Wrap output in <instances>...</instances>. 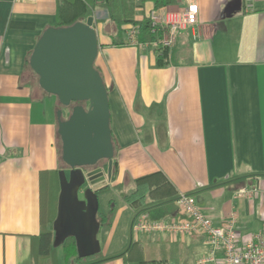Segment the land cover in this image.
I'll return each mask as SVG.
<instances>
[{
  "label": "crops",
  "instance_id": "crops-1",
  "mask_svg": "<svg viewBox=\"0 0 264 264\" xmlns=\"http://www.w3.org/2000/svg\"><path fill=\"white\" fill-rule=\"evenodd\" d=\"M188 3L198 5L197 21L179 35L162 67L156 49L127 44L123 30L105 29L98 13L120 15L122 0L94 9L100 44L95 66L109 90L119 170L98 187L116 195L112 224L101 229L108 230L105 245L75 264H196L205 251L200 235L133 231L143 211L153 220L176 216L181 193L193 194L217 225L238 211L242 239L262 226L264 0H180L167 7ZM68 10L67 0H0V264H32L44 188L54 193L53 171L67 174L65 163L59 165V99L35 85L27 59L58 13ZM142 15L138 9L136 17ZM100 167L107 172L104 163ZM43 171H52L44 183ZM155 171L165 174L176 195L132 207L122 193ZM120 228L123 246L111 250ZM135 242L141 249H133Z\"/></svg>",
  "mask_w": 264,
  "mask_h": 264
},
{
  "label": "water",
  "instance_id": "water-1",
  "mask_svg": "<svg viewBox=\"0 0 264 264\" xmlns=\"http://www.w3.org/2000/svg\"><path fill=\"white\" fill-rule=\"evenodd\" d=\"M94 24L91 15L68 26L48 27L29 60L42 89L64 106L74 103L67 118L62 108L57 110L62 159L70 176L63 170L54 240L58 246L74 236L83 256L101 251L94 188L112 178L115 156L109 90L95 66L100 44ZM103 159L108 160L106 173L99 164ZM89 182L92 186L82 188Z\"/></svg>",
  "mask_w": 264,
  "mask_h": 264
},
{
  "label": "built area",
  "instance_id": "built-area-1",
  "mask_svg": "<svg viewBox=\"0 0 264 264\" xmlns=\"http://www.w3.org/2000/svg\"><path fill=\"white\" fill-rule=\"evenodd\" d=\"M198 5L188 3L182 9L167 6L154 8L149 12L153 31L160 33L153 41L139 39L140 26H126L127 44L141 48L163 47L169 50L175 45L179 35L197 21ZM244 194V190L240 191ZM178 214L168 220H153L143 211L137 215L133 231L138 235L163 234L170 238L200 235L205 247L196 264H264V220L261 228L242 239L237 231L239 213L234 210L224 223L214 224L203 211L196 197L181 193L177 199Z\"/></svg>",
  "mask_w": 264,
  "mask_h": 264
},
{
  "label": "trees",
  "instance_id": "trees-1",
  "mask_svg": "<svg viewBox=\"0 0 264 264\" xmlns=\"http://www.w3.org/2000/svg\"><path fill=\"white\" fill-rule=\"evenodd\" d=\"M147 2H152L153 7L149 10H146L145 5ZM180 2V0H122V13L120 15H116L111 13L110 18L116 22L118 26V30L122 31L123 26L126 24H138L140 26V34L139 39L141 41L149 42L156 40L160 33L154 32L153 27L151 25V21L149 19V12L154 8H160L163 6L176 5ZM69 3L68 14H62L61 12L57 15V21L55 26H68L77 21L86 20L89 16L93 15L94 9L97 6H107L110 7L111 0H67ZM138 9H141L143 15L141 18L136 17V12ZM117 44H125V42L117 43ZM157 52V63L156 65L159 67L165 66L166 57L168 55V50L163 47H158L156 49ZM30 56L27 59V66L33 71L30 66ZM33 73H35L33 71ZM36 74V73H35ZM37 75V74H36ZM38 76V75H37ZM39 77V76H38ZM39 85V80H38ZM41 88V86L39 85ZM42 89V88H41ZM46 92L44 89H42ZM48 93V92H46ZM59 108L63 110H68L71 113L72 106H64L59 101ZM66 118V117H64ZM113 143L114 141V137ZM115 144V143H114ZM60 156L62 158V148L60 147ZM103 162L108 168V160L103 159ZM101 160V161H103ZM101 161L99 164H101ZM64 162V161H63ZM65 163V162H64ZM68 167V165L65 163ZM94 167V166H89ZM119 170V162L117 158V151L115 150L114 162H113V171L112 178L116 177ZM43 171V179L44 183V175L51 177V174L54 175V179L56 180L55 185L56 189L54 193L52 191H47L48 189L45 187L43 191V202H42V211H41V232L38 235H34L31 237L32 245H31V260L32 264H45V258H47L57 247L64 245L66 249V260L67 264H75L79 261L89 259L99 253L91 256H83L80 255L78 250V245L74 236H69L62 242L60 245H55L54 235H55V224L59 211V197L60 192L62 190L61 180L63 178V169H57L53 171ZM50 183V182H49ZM135 190L132 192H123V199L129 203L132 207H140L143 206L148 200H162L167 197H171L176 195L177 190L170 182V180L165 176L162 171H155L153 173H149L143 176H140L134 180ZM107 190V186L98 188L94 191V194L97 196L95 199V203H98V211H97V219L100 223V230L102 227L106 228L112 224V212L114 208H111L113 204V200H110V208L106 210L102 204L101 195ZM135 247H139L141 249L140 242H135L133 245V249ZM141 262H145L142 258Z\"/></svg>",
  "mask_w": 264,
  "mask_h": 264
},
{
  "label": "rangeland",
  "instance_id": "rangeland-1",
  "mask_svg": "<svg viewBox=\"0 0 264 264\" xmlns=\"http://www.w3.org/2000/svg\"><path fill=\"white\" fill-rule=\"evenodd\" d=\"M98 14L104 19V21H105L104 27L108 32H111L112 29L115 30V28L118 29L116 22L109 18V11L108 10H106V9L101 10ZM133 24H135V23H133ZM122 30L126 34V27L125 28L123 27ZM34 79H35L34 80L35 85H38L39 77L36 74H34ZM84 104L86 106H88V103H84ZM73 105H74V103L71 104V106H73ZM69 115H70V112L67 109L63 110V117L67 118ZM58 144L62 148V142L60 139V135H59V139H58ZM59 162H60L59 165L64 164L63 159H61ZM103 162H105V160L101 161V164ZM67 169H68L67 174H68V176H70V169L69 168H67ZM85 186H83L82 188H85ZM115 198H116L115 193H113L111 191L103 193L101 195L102 204L106 210H108L110 208V204H109L110 200H112V199L115 200ZM107 231L108 230L103 232V230H101L98 234L99 239H101L100 241H101L102 247H104V245H105V240L107 237ZM124 235H125V232L123 233V229L120 228L119 236L117 234L115 236V238L113 239L111 250L122 248L123 243H124ZM66 254L67 253H66V249H65L64 245H61V246L57 247L47 258H45L46 259L45 264H67V260H66L67 255Z\"/></svg>",
  "mask_w": 264,
  "mask_h": 264
}]
</instances>
